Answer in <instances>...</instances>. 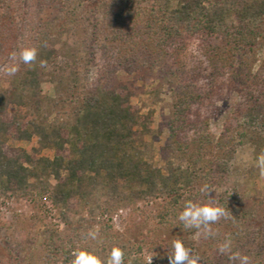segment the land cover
Segmentation results:
<instances>
[{
    "label": "trees",
    "instance_id": "16d2710c",
    "mask_svg": "<svg viewBox=\"0 0 264 264\" xmlns=\"http://www.w3.org/2000/svg\"><path fill=\"white\" fill-rule=\"evenodd\" d=\"M8 1L5 0V6ZM58 1L64 6L72 2ZM140 1L126 0V9L117 13L119 19L127 18L130 34L125 38L124 27L114 28L112 53L104 54L105 61L112 67L133 69L146 67L147 62L156 66L158 60L161 63L173 60L177 67L166 72L176 97L168 124L167 149L181 152L182 159L192 161L195 168L189 172L171 160L164 167L155 166L143 139L150 132L152 116L139 115L120 93L108 89L78 100L69 121H50L42 104L45 96L41 84L48 76L46 67L55 64L56 57L51 43L45 39L39 40L37 63L29 65L16 84L13 104L20 113H11L9 103L0 99L1 194L17 197L49 194L56 208L69 210L75 200L80 208L88 206L92 215L101 206H92L94 201L90 196L105 189L113 197L112 201L103 203L107 212L124 202L123 196L128 192L137 199L161 195L170 200L156 217L161 225L167 226L172 225L179 208L183 209L189 200L180 195L181 191L195 190L196 181L205 184L213 180L214 165L222 168L224 164L220 160L229 156L227 149L233 141L239 139L240 143L259 146L264 143V59L256 69L257 62L250 57L256 52L260 33L264 32V0H245L239 7H229L230 0H176L175 4L171 0H154L150 7H142ZM64 6H61L63 11ZM5 16V12L0 13V38ZM233 17L237 25L231 21ZM184 34L222 41L221 55L226 54L228 61L221 58L226 63L210 73L209 90L199 85L200 73L187 71L182 61L181 53L187 47ZM41 60L47 62L45 70L40 67ZM220 69L224 70L227 89L241 100L216 138L207 133L208 118L200 122L191 117L196 115L201 119L199 107L212 99ZM24 110L26 113H22ZM192 131L193 139L183 141L182 134L188 137ZM9 139L20 142L35 139L37 147L31 152L14 149L8 147ZM45 151H50L52 156L45 155ZM211 155L214 160L207 161L210 169L201 167V162ZM51 178L56 181L54 185ZM181 229L184 230L183 225ZM48 234L44 264H70L74 258L72 252L78 247L74 242L68 245L58 241L57 231ZM77 239L85 240V237L78 233ZM96 246L87 249L101 257L98 250L105 252L106 248ZM129 259L131 264H146L142 258L126 253L125 264Z\"/></svg>",
    "mask_w": 264,
    "mask_h": 264
},
{
    "label": "rangeland",
    "instance_id": "374dc122",
    "mask_svg": "<svg viewBox=\"0 0 264 264\" xmlns=\"http://www.w3.org/2000/svg\"><path fill=\"white\" fill-rule=\"evenodd\" d=\"M175 1L171 0V3L175 4ZM244 1L230 0L229 7H239ZM125 2L72 0L64 6L58 0H9L5 6V0H0V13L5 12L6 15L0 38V99L9 103L11 113H20L18 106L13 104V98L16 84L24 77L29 65L20 63L14 76L5 75L3 69L12 63L9 57L13 51L18 53L25 47H36L39 51V40L47 39L56 57L55 64L51 63L46 70L43 68L48 76L41 84L45 96L42 104L50 121H69L75 103L87 95L97 94L98 90L120 93L136 113L152 116L150 132L143 136L152 163L164 167L171 160L190 172L195 168L192 161L183 160L181 152L167 149L168 124L173 116L176 97L166 72L177 67L173 60L168 59L165 63L158 60L156 66L147 62L146 67L133 69L112 67L105 61L104 54L112 53L114 28L124 27L122 36L125 38L130 34L127 18L117 17L119 11L126 9ZM153 3L154 0L140 1L142 7H150ZM228 21L230 26L231 21L235 25L238 22L234 17ZM183 40L187 47L181 58L187 71L200 73L199 85L209 90L210 73L228 61L226 54L221 55L222 41L203 39L199 35L190 37L188 34H184ZM257 42L256 52L250 55L257 62L256 69L264 59V32L260 33ZM220 70L212 99L199 107L201 119L196 115L191 117L200 122L208 118L207 133L216 138L222 134L227 117L241 100L239 95L227 89V83L223 82L224 70ZM26 101L29 105V98ZM22 113H26L25 110ZM194 135L192 131L188 137L184 134L181 137L183 141H189ZM36 142L35 139L31 142L9 139L8 147L31 152L33 147H37ZM227 150L230 151L229 156L220 160L224 165L222 168L214 165V179L205 183L210 187L212 200L219 205L224 204L232 213L230 218L212 225L217 232L214 238L204 239L196 235V230L189 233L182 230L178 219L183 211L181 208L172 225H161L157 213L170 200V197L161 195L137 199L128 192L123 196L124 202L115 204V210L107 212L103 203L112 201L113 197L105 189L90 196L94 201L92 206H101L92 215L88 206L80 208L75 200L73 206L65 211L54 207L49 194L43 197L29 193L26 197H17L0 193V264H44L48 233L56 231L58 241L68 245L74 242L80 249L104 245L105 252L98 250L104 259L114 246L120 247L125 255L131 253L145 261L149 255L158 254L153 257L152 264H169L166 253L174 239L182 240L193 256H199V264H238L230 261L228 255L220 254L217 248L218 244L230 238L233 252L247 255L250 264H264V177L260 176L257 167L258 156L264 152V143L259 146L240 143L236 139ZM44 154L52 156L50 151ZM211 159L214 160L212 155L208 156L201 162V167L209 170L207 161ZM50 183L54 185L56 181L51 178ZM203 185L202 180L196 181L198 188L184 189L180 195L193 202L206 203L209 196L198 192ZM89 230H98L99 237L96 240L89 238ZM78 233L85 240H78Z\"/></svg>",
    "mask_w": 264,
    "mask_h": 264
},
{
    "label": "clouds",
    "instance_id": "9594fccd",
    "mask_svg": "<svg viewBox=\"0 0 264 264\" xmlns=\"http://www.w3.org/2000/svg\"><path fill=\"white\" fill-rule=\"evenodd\" d=\"M37 55L38 49L36 47H25L18 53L13 51L9 57L12 63L3 69L5 75L14 76L19 71L20 63L24 65L34 64L37 60ZM39 63L40 67L47 66V62L44 60H41ZM257 167L259 168L260 176L264 177V152L258 156ZM200 192L209 196L208 201L203 204L193 202L192 200L186 201L183 211L179 213L178 219L182 223L184 230L195 229L198 237L202 236L204 239L214 238L217 232L212 228V225L217 224L221 219L230 218L232 213L228 208L212 200L208 184H204L200 188ZM87 236L96 240L99 237V231L89 230ZM217 248L220 254L228 255V259L232 262L250 264V258L247 255H241L239 252L232 251V241L230 238H226L224 242L218 244ZM166 254L169 264H199L200 260L199 256L191 254V249L186 248L180 239L172 241L171 249ZM157 255H149L146 258V264H152L153 257ZM72 256L74 258L70 261V264H125V253L117 246L111 249L106 260H102L94 251L80 248L74 250ZM128 264H131V259H129Z\"/></svg>",
    "mask_w": 264,
    "mask_h": 264
}]
</instances>
